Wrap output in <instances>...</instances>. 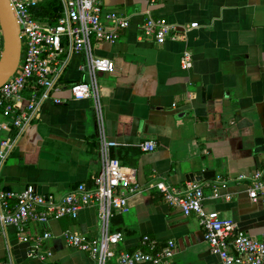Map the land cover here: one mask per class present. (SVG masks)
<instances>
[{
  "label": "crops",
  "instance_id": "crops-1",
  "mask_svg": "<svg viewBox=\"0 0 264 264\" xmlns=\"http://www.w3.org/2000/svg\"><path fill=\"white\" fill-rule=\"evenodd\" d=\"M97 1L130 19L115 43L93 45L96 56L115 65L112 74L96 76L101 119L92 99L75 101L64 90L58 94L64 104H45L3 164L0 186L31 185L54 201L81 183L91 186L102 171V125L106 140L119 144L111 156L137 170L139 185L129 196V211L110 219V232L123 234L117 250H134L148 235L160 246L175 243L172 264H220L197 218L169 207L154 183L180 189L208 172L209 178L196 181L203 186L205 210L263 238L264 201L252 202L248 182L238 176L258 170L264 159V0ZM147 12L176 25L173 38L163 45L141 41ZM193 23L197 28H190ZM185 52L193 60L189 71L180 68ZM80 65V57L69 61L66 85L87 81ZM147 141L157 143L154 152L140 151ZM49 231L53 238L45 248L51 258L39 261L9 228L0 237V264L7 253L13 264H95L86 253L67 248L62 234L99 238L96 208H83L75 220L54 221ZM42 232L40 225L28 226L30 235Z\"/></svg>",
  "mask_w": 264,
  "mask_h": 264
},
{
  "label": "built area",
  "instance_id": "built-area-1",
  "mask_svg": "<svg viewBox=\"0 0 264 264\" xmlns=\"http://www.w3.org/2000/svg\"><path fill=\"white\" fill-rule=\"evenodd\" d=\"M19 25L22 57L15 75L0 88V131L8 136L0 141V171L14 152L22 136L38 118L45 104L63 105L58 94L67 90L75 101L92 99L98 118L101 119L96 76L112 74L114 62L95 55L93 45L113 44L120 32L130 25V19L113 11H105L97 0H8ZM58 2L56 16H43L41 6L46 2ZM151 3L154 0L150 1ZM50 14H53L50 8ZM190 28H197L193 23ZM177 26L166 18H155L147 12L141 29L140 40H153L163 45L177 33ZM3 37L0 30V59ZM80 57L79 72L86 77L66 85L64 73L73 57ZM193 60L190 53H183L180 68L189 71ZM98 145L102 153V171L92 181L77 185L57 201L26 185L22 190H6L0 186V237L6 238L13 228L17 240L27 245L28 256L39 261L51 258L45 243L53 238L49 226L64 218L77 219L83 208L97 209L102 232L99 238L64 232L67 248L86 253L95 264H172L176 245L173 241L160 246L148 235L141 237L139 247L118 251L123 240L121 232H110V219L129 211V196L139 192L137 170L124 165L111 156L110 150L118 143L106 140L101 125ZM157 143L139 144L143 153L154 152ZM248 182V197L252 202L264 201V159L261 167L250 174L238 176ZM154 187L164 202L179 210L184 217L194 215L203 230L209 253L220 264H264V236L251 237L237 225L221 219L217 212L204 208L205 196L200 182L188 181L178 189L162 181ZM213 198L217 193L213 191ZM40 225L43 232L28 234V226ZM1 264H13L10 253Z\"/></svg>",
  "mask_w": 264,
  "mask_h": 264
},
{
  "label": "water",
  "instance_id": "water-1",
  "mask_svg": "<svg viewBox=\"0 0 264 264\" xmlns=\"http://www.w3.org/2000/svg\"><path fill=\"white\" fill-rule=\"evenodd\" d=\"M0 30L3 37V52L0 59L1 88L15 75L22 57L19 25L8 0H0ZM208 175V172L199 173L195 180L207 179Z\"/></svg>",
  "mask_w": 264,
  "mask_h": 264
},
{
  "label": "trees",
  "instance_id": "trees-1",
  "mask_svg": "<svg viewBox=\"0 0 264 264\" xmlns=\"http://www.w3.org/2000/svg\"><path fill=\"white\" fill-rule=\"evenodd\" d=\"M41 8L43 9V12H42L43 16L52 15L54 17V16H56V13H57L56 11L58 10V2H56V1L46 2L41 6ZM50 8H52L53 14L52 13L50 14V12H51Z\"/></svg>",
  "mask_w": 264,
  "mask_h": 264
},
{
  "label": "rangeland",
  "instance_id": "rangeland-1",
  "mask_svg": "<svg viewBox=\"0 0 264 264\" xmlns=\"http://www.w3.org/2000/svg\"><path fill=\"white\" fill-rule=\"evenodd\" d=\"M2 135H3V133H0V138H1L0 140H3L6 138L5 136L3 137Z\"/></svg>",
  "mask_w": 264,
  "mask_h": 264
}]
</instances>
